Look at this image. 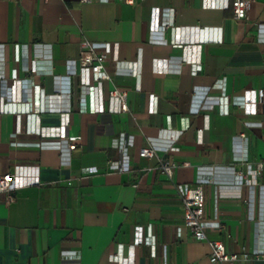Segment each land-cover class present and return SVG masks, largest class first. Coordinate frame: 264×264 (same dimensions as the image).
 <instances>
[{"label": "crops", "instance_id": "obj_1", "mask_svg": "<svg viewBox=\"0 0 264 264\" xmlns=\"http://www.w3.org/2000/svg\"><path fill=\"white\" fill-rule=\"evenodd\" d=\"M168 10L174 28L158 31ZM83 40L110 44V79L79 66ZM112 89L127 92V112ZM67 137L74 150L50 147ZM148 147L155 157H139ZM161 161L179 164L171 179ZM260 162L264 0L241 21L231 0H0V176L14 175L13 200L0 193V264H210L176 184L202 187L205 216L223 226L209 240L248 253L220 264H264Z\"/></svg>", "mask_w": 264, "mask_h": 264}, {"label": "built area", "instance_id": "obj_2", "mask_svg": "<svg viewBox=\"0 0 264 264\" xmlns=\"http://www.w3.org/2000/svg\"><path fill=\"white\" fill-rule=\"evenodd\" d=\"M89 0H81V2H88ZM106 1V0H104ZM126 4L132 5L136 0H123ZM252 0H231V10L233 14V19L236 21H241L247 18V13L251 7ZM174 12L173 10H168L167 17L164 18L163 23L157 30L164 31L167 28H174ZM17 50V48H16ZM80 56H79V66L81 68H87L91 75L93 76V82H100L105 79H110L109 74L105 70V64L110 60L111 46L110 44H104L100 52H96L92 44L83 40L80 43ZM18 61V54L15 57ZM113 64L116 70L121 69L123 65H127L125 62L119 60H113ZM128 67V66H125ZM17 77L16 72L13 73V78ZM81 94L80 102L85 103L88 96L91 93L92 87L90 84L80 85ZM207 93V92H205ZM108 98L111 102H116L118 104L119 112H127L128 106L126 103L127 92L112 89L108 92ZM4 111L10 113H29L31 107L29 104H17L8 103L3 106ZM62 141L65 144L67 150H74L76 145V139L73 137L63 138L60 142H56L50 147L56 148L58 150L62 149ZM125 145L124 134L115 140L114 146L118 148H123ZM139 157L151 159L155 157L156 151L152 147L141 148L138 152ZM113 165H117L114 163ZM187 165V163H183ZM179 167V164L175 161H161L157 166V170L162 174L166 175L169 179L172 178L174 171ZM264 171V162L257 164L255 174L260 176ZM14 175L13 173H7L0 176V193L6 195L7 202L13 200L10 192L12 191ZM175 190L181 200L183 206V226L191 236L197 241L206 242L210 249L209 263L210 264H220L224 261H237L239 259L247 260L248 253L243 248L240 255L230 253L227 251L224 242L220 240H209L207 238L206 232L208 229H215L221 231L223 229L222 224L219 221L211 222L205 216V196L200 185H190V184H176ZM147 243L150 246L155 244V238L153 236L151 227L148 229ZM256 256L264 257V252H256Z\"/></svg>", "mask_w": 264, "mask_h": 264}]
</instances>
